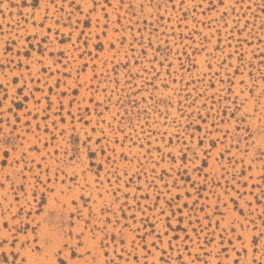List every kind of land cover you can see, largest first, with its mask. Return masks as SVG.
Here are the masks:
<instances>
[{
    "label": "rangeland",
    "instance_id": "rangeland-1",
    "mask_svg": "<svg viewBox=\"0 0 264 264\" xmlns=\"http://www.w3.org/2000/svg\"><path fill=\"white\" fill-rule=\"evenodd\" d=\"M0 264H264V0H0Z\"/></svg>",
    "mask_w": 264,
    "mask_h": 264
}]
</instances>
